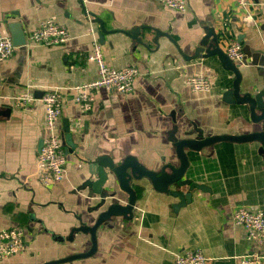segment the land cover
<instances>
[{"label": "crops", "instance_id": "crops-1", "mask_svg": "<svg viewBox=\"0 0 264 264\" xmlns=\"http://www.w3.org/2000/svg\"><path fill=\"white\" fill-rule=\"evenodd\" d=\"M252 2L247 18L235 0H187L183 10L158 0H0V29L12 40L9 26L16 24L25 35L0 61V228L19 226L24 238L22 249L0 264H40L92 248L89 227L98 213L113 201L128 200L105 167L109 178L103 189L115 187L118 195L97 207L99 195L87 181L97 177L91 164L99 156L115 163L133 157L152 170L177 167L169 138L174 124L178 138L260 129L247 101L224 98L236 76L220 53L238 41L246 58L233 61L239 95L264 90V0ZM49 17L67 27L69 39L50 45L30 41L29 31ZM93 39L111 66H135L137 74L133 91L101 88L84 113L69 89L97 75L95 62L86 59ZM192 75L207 77L209 89L192 90L187 83ZM27 88L36 99L17 106L15 95ZM51 88H60L64 101L57 126L68 158L63 179L46 185L36 166L45 110L38 98ZM259 145L220 140L197 150L185 147L183 179L203 188L181 185L190 195L175 209L178 196L145 177L132 180V214L103 221L91 254L52 264H176L177 251L194 248L209 257L207 264H239L248 251L264 256V242L249 240L231 221L235 206L264 209Z\"/></svg>", "mask_w": 264, "mask_h": 264}, {"label": "built area", "instance_id": "built-area-1", "mask_svg": "<svg viewBox=\"0 0 264 264\" xmlns=\"http://www.w3.org/2000/svg\"><path fill=\"white\" fill-rule=\"evenodd\" d=\"M168 7L183 10L187 7V0H158ZM239 9L247 18L252 17V0H235ZM28 39L39 44H58L69 39V32L65 25L57 22L53 17L42 20L38 26L28 33ZM15 44L11 38L0 29V61L10 57ZM226 55L233 61H240L244 56L242 46L238 41L231 40L226 49ZM86 59L94 61L97 67L96 77L74 84L70 87L73 100L82 112L90 111L96 100L99 89L114 90L118 92H131L134 89V79L137 74L135 66L115 68L104 58L102 45L93 39ZM192 90H208L210 83L207 77L192 75L187 78ZM36 97L30 89H25L15 95L17 106H26ZM44 104V120L42 144L36 155L38 179L43 184H52L63 179L68 153L61 142L58 131V120L64 107L60 88H51L43 91L38 98ZM76 121H73V126ZM233 224L246 230L249 240L264 242V209H254L244 205L235 206L232 210ZM24 244L23 229L19 226H3L0 228V258L19 252ZM264 256L257 251H248L239 257V264H264ZM209 257L201 249H185L175 253L176 264H207Z\"/></svg>", "mask_w": 264, "mask_h": 264}, {"label": "water", "instance_id": "water-1", "mask_svg": "<svg viewBox=\"0 0 264 264\" xmlns=\"http://www.w3.org/2000/svg\"><path fill=\"white\" fill-rule=\"evenodd\" d=\"M9 27H13L12 31V41L14 44H20L23 42L25 35L23 31L16 30V24L10 25ZM221 56H223V60L227 63L229 68H231L235 72V83L233 84L232 90H228L224 93V98L228 100H235L243 102L247 101L250 106V111L252 114V118L254 121L260 122L261 127L255 131L245 134H216V135H202L199 134L198 137L192 138H178L175 135V131L177 129V125L174 124L172 129L169 131V138L174 142L176 147V152L179 157V165L174 167L172 165H164L159 170H152L145 167L142 163H140L137 159L133 157H127L122 161L117 163L110 160L107 156H99L96 160L91 164L93 170L97 173L96 179L92 181H87L92 188V192H96L99 195V201L97 207H100L105 204L106 198H116L118 195L115 187H106L103 189V185L105 181L109 178L108 173L105 171V167H108L110 171L113 173L114 180L111 179L112 182L117 181V185L120 190L124 191L128 195V200L126 203L120 202H111L107 205L106 208L102 209L97 216V219L93 225L89 227V231L91 233L93 246L90 250L86 252L76 253L58 260L46 261L40 264H52L58 261H66L71 260L77 257H83L91 254L96 248V239H95V231L96 228L107 219H114L118 217H128L132 214V210L136 200V193L131 184L132 180H138L142 177H145L151 181L153 186L161 191L169 192L172 195L178 196L180 201L174 205L176 209L179 205L184 204L190 195L189 192H184L179 189L181 185H190L196 188H203L201 184L193 183L188 179H183V175L188 165L187 156L185 153V147H189L191 149H200L206 145H210L216 141L220 140H232V141H249V140H258L260 142L259 151L264 152V90H260L253 95L246 93L245 95H239V71L237 64L233 63V60L230 59L226 53L220 52ZM244 56L240 61L246 62L245 52L243 51ZM255 109H259L260 112L256 113ZM199 133L201 131L199 130ZM42 144V139L39 142V149ZM38 149V150H39ZM114 184V183H113ZM172 185H175L176 188L172 189Z\"/></svg>", "mask_w": 264, "mask_h": 264}]
</instances>
